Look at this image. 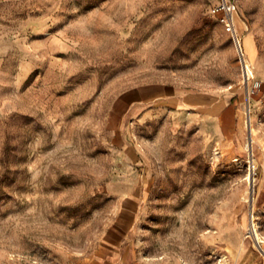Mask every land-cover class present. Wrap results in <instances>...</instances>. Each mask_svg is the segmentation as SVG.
I'll use <instances>...</instances> for the list:
<instances>
[{
  "label": "rangeland",
  "instance_id": "obj_1",
  "mask_svg": "<svg viewBox=\"0 0 264 264\" xmlns=\"http://www.w3.org/2000/svg\"><path fill=\"white\" fill-rule=\"evenodd\" d=\"M0 264H264V0H0Z\"/></svg>",
  "mask_w": 264,
  "mask_h": 264
},
{
  "label": "crops",
  "instance_id": "obj_2",
  "mask_svg": "<svg viewBox=\"0 0 264 264\" xmlns=\"http://www.w3.org/2000/svg\"><path fill=\"white\" fill-rule=\"evenodd\" d=\"M178 92L179 91L176 88L163 82L146 84L141 87L132 88L124 92L120 96V98L115 101L110 116L112 115L115 118L118 117L120 127L122 126L123 116L126 114V112L132 110L140 111L143 106L152 101L156 102L158 100H166L169 101L171 104H174L178 102L179 98H181V102L184 105H192L198 111L202 110L201 108L202 106H204L205 103L202 97H199V99L197 98V96L186 95V97H179L177 95ZM216 103L217 102L212 103L208 113L210 114V119L212 120L217 119L219 115V111L214 112L212 108L213 105ZM201 114H203V112Z\"/></svg>",
  "mask_w": 264,
  "mask_h": 264
},
{
  "label": "built area",
  "instance_id": "obj_3",
  "mask_svg": "<svg viewBox=\"0 0 264 264\" xmlns=\"http://www.w3.org/2000/svg\"><path fill=\"white\" fill-rule=\"evenodd\" d=\"M233 6H230L227 2H222L219 9L230 11Z\"/></svg>",
  "mask_w": 264,
  "mask_h": 264
},
{
  "label": "bare ground",
  "instance_id": "obj_4",
  "mask_svg": "<svg viewBox=\"0 0 264 264\" xmlns=\"http://www.w3.org/2000/svg\"><path fill=\"white\" fill-rule=\"evenodd\" d=\"M230 19V21L232 22V16L229 18ZM247 73H251V70L249 71L248 70V68H247ZM251 224H252V227H251V231L253 230V231H255V228H254V223H253V221L251 222ZM255 238H256V240H257V243H259L260 241L258 240V237H257V235L255 234Z\"/></svg>",
  "mask_w": 264,
  "mask_h": 264
}]
</instances>
